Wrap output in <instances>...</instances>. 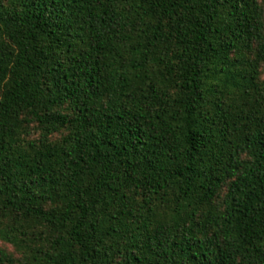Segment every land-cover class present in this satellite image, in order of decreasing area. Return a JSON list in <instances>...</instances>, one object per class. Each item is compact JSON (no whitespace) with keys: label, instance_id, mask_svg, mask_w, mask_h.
Wrapping results in <instances>:
<instances>
[{"label":"trees","instance_id":"trees-1","mask_svg":"<svg viewBox=\"0 0 264 264\" xmlns=\"http://www.w3.org/2000/svg\"><path fill=\"white\" fill-rule=\"evenodd\" d=\"M0 240V264H264L261 1L0 0Z\"/></svg>","mask_w":264,"mask_h":264},{"label":"rangeland","instance_id":"rangeland-1","mask_svg":"<svg viewBox=\"0 0 264 264\" xmlns=\"http://www.w3.org/2000/svg\"><path fill=\"white\" fill-rule=\"evenodd\" d=\"M260 1H261L262 5H264V0H260ZM37 135H38L37 133L34 134V136H37ZM59 136H60L59 134H56V137L57 138ZM4 248L6 250L10 251V252H13L14 251V249H13V247L11 245H9V244L3 242L2 240H0V249H4Z\"/></svg>","mask_w":264,"mask_h":264}]
</instances>
